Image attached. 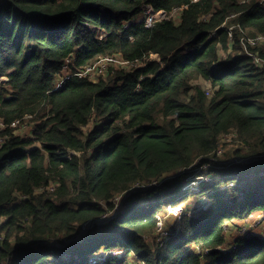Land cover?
Instances as JSON below:
<instances>
[{
    "label": "trees",
    "instance_id": "1",
    "mask_svg": "<svg viewBox=\"0 0 264 264\" xmlns=\"http://www.w3.org/2000/svg\"><path fill=\"white\" fill-rule=\"evenodd\" d=\"M147 5L167 16L179 9L180 21L148 28L138 21ZM239 28L264 36V4L0 0V264H90L104 248L123 253L99 264H264L263 235L221 251L230 223L264 218V67L241 53ZM258 52L264 58V46ZM106 56L129 65L98 81L76 76ZM68 60L72 76L56 89ZM198 78L211 98L192 85ZM28 120L34 129L23 137L13 124ZM231 134L226 147L240 162L213 161ZM198 162L219 168L198 193L184 189L188 173L132 192ZM130 192L111 221L84 231ZM195 196L206 209L152 249L157 214Z\"/></svg>",
    "mask_w": 264,
    "mask_h": 264
},
{
    "label": "rangeland",
    "instance_id": "2",
    "mask_svg": "<svg viewBox=\"0 0 264 264\" xmlns=\"http://www.w3.org/2000/svg\"><path fill=\"white\" fill-rule=\"evenodd\" d=\"M241 2H246L247 0H240ZM259 2H261V0H258ZM180 12L179 11H175L170 15V18L173 19L176 23H178L180 21ZM156 19H160V17H156ZM236 33H238V37L241 36V31H237ZM243 36H250V34H243ZM252 37V36H250ZM257 46V51L259 47L264 46V39L261 43H259ZM243 53V51L241 52ZM221 58H225L228 56L227 53H220ZM151 59L152 60H159V56L156 54H152L151 55ZM122 64L121 63H117L115 65L114 68H122ZM69 70V71H68ZM68 72H70V69L68 68L65 71V74H67ZM5 79H1V81H3ZM193 86H198L200 87L207 95V97L211 98L212 94L214 92V89L212 88V86L210 85V83H208L207 81L203 80L202 78H198L195 79L192 82ZM96 125V121L95 119H93L90 124L86 127L85 132H88L89 130L93 129L94 126ZM19 130L18 133H20L23 137H30L31 136V131L34 129L33 128V124L30 120L23 122L21 126H19ZM33 134V132H32ZM233 139L232 134L226 137H223L221 139V147L219 149V153H218V159H213V161H220L222 163V165H227V164H231L233 161L237 160L239 161L240 159L238 158V156H235L233 153V150L230 148V146H227L228 144L231 143V140ZM71 154H73L71 152ZM79 155V154H78ZM246 161H249V159H247ZM196 166H199L198 170L196 168ZM192 167V169H189L188 172H179V173H175L176 175L173 176H169L167 178L161 179V180H156V182L150 183L148 184L146 187H142L137 189V191H145L148 189H152L155 187H160L161 184H163V182L165 181H171L172 179L177 178L179 175H184V173H188L186 174V176L183 177V184L185 186V190H188V192L190 193H198L200 191V186L206 182V183H212L214 181H216L215 179V174L213 172V170L219 169L217 167H215L214 164L210 165L209 163L207 164H203V166L201 165V163H197V165ZM201 175V176H200ZM217 178V177H216ZM218 179V178H217ZM48 190L50 191H54L55 190V186L50 187ZM123 197L119 196L118 199L116 200L118 205L121 202V199ZM152 200V199H151ZM154 200V198H153ZM152 200V201H153ZM208 200L206 197H202V196H195V197H191L188 202H183L181 203V205L179 206H173V207H167L165 209H162L158 214H157V220L159 222V227L156 230L155 234H153L152 236H147L146 239L149 243V246L152 247V249L155 248V246L157 245H161V241H162V237L165 236L167 237V234H171L176 232L175 231V226L176 224H178V222L181 220V218L185 215L188 216H197L201 211L205 210L206 207L208 206ZM118 211H116L115 213L112 214L111 217H109L108 219H105L103 221L97 222V223H92L88 226L89 230H92L94 227H96V225L99 224H105L109 221H111V219H113V217H115L117 215L118 212H120L122 210V205H120L118 208ZM179 210V211H176ZM198 211V212H197ZM229 233H228V237H227V242L226 245L224 246V248H228L231 249L235 246H237L236 238L238 236H242V232H244V234H248V235H263L264 236V218L262 216V214H256L255 216H253L252 219L247 220V221H235L233 223H230L229 226ZM82 234V233H81ZM80 234V235H81ZM3 234L0 235V239L3 238ZM121 251L119 250H106L104 248V250L99 251V252H95V255L90 259V261H92V264L94 261L96 263H100L102 262L108 255L110 254H116L118 256H122ZM135 257H131L130 261H134Z\"/></svg>",
    "mask_w": 264,
    "mask_h": 264
},
{
    "label": "built area",
    "instance_id": "3",
    "mask_svg": "<svg viewBox=\"0 0 264 264\" xmlns=\"http://www.w3.org/2000/svg\"><path fill=\"white\" fill-rule=\"evenodd\" d=\"M259 3L264 4V0H261V2H259ZM175 11L181 12V10H179V9L174 10V12ZM156 17H160V19H156ZM167 19H170V16H167L166 13H164L162 11L155 12V10L153 9V7L151 5H147L143 10L142 15L138 18V21L139 22L143 21L146 24V27L149 28L155 22L163 21V20H167ZM236 29H237V26H232L229 28V30L231 32V34L229 36L230 40H232L233 36H234L232 31H234V30L236 31ZM239 31H241L240 43H241L243 53H245L248 57H250L254 61L256 66L264 67V58H262L260 56L259 52L257 50H255V49H257L256 45H258L259 43H261L263 41L264 36H260V35H258L256 37L255 36L254 37L253 36L252 37L243 36V34H245L246 32L240 28H239ZM117 63H121L123 67L129 65V63L125 62L121 56H106V57L99 59L95 64L87 66L84 69L77 71L76 76L86 77L92 81H98L101 77H104L108 74L110 67H112V66L115 67V65ZM71 64H72V62L70 60H68L67 64L64 67V71L62 73V76L56 80V89L61 88L62 85L64 84V82L67 81L68 79H70V77L72 76V72H68L67 74H65V71L70 67ZM136 66H137V64H132V67H136ZM21 125L22 124H20V122L18 121V122H15L13 124V127H18ZM5 126L6 125L3 122H0V132L5 128ZM3 142H4V140L0 137V145ZM237 162H240V160ZM209 164L212 165V163H209ZM196 168L198 170L199 166H196ZM182 172H186V171H182ZM204 183H206V182H204ZM137 189H139V188L138 187L135 188L134 191H132V192H137ZM132 192L127 193L125 195L124 194L121 195V197H123V198L121 199V202L119 203V205L117 203V208L120 205H122L123 200ZM171 207L172 206H170V208ZM116 211H118V209H116ZM176 211H179V210H176ZM90 224H92V223H89L86 225V227L84 228V231L88 230V226ZM158 227H159V225H158ZM174 233L167 234V237L163 236L160 244L163 245L165 242H167ZM243 235H248V234L247 233L244 234V232H242V236ZM235 248H236V246L231 248V249L223 247V248H221V251L231 252ZM197 252H198V254H201V251L199 248L197 249ZM92 261H90V264H92ZM93 263L97 264L95 261Z\"/></svg>",
    "mask_w": 264,
    "mask_h": 264
},
{
    "label": "bare ground",
    "instance_id": "4",
    "mask_svg": "<svg viewBox=\"0 0 264 264\" xmlns=\"http://www.w3.org/2000/svg\"><path fill=\"white\" fill-rule=\"evenodd\" d=\"M110 149H111V147H110ZM175 190H177V189H175ZM175 190H173V191H175ZM178 190H179V189H178ZM169 194H170V193H169ZM169 194H168V195H169ZM172 198H173V197H172ZM170 199H171V198H170Z\"/></svg>",
    "mask_w": 264,
    "mask_h": 264
}]
</instances>
